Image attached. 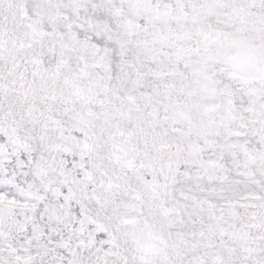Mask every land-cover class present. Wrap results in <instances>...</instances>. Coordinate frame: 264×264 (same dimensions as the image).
<instances>
[{
    "label": "snow or ice",
    "instance_id": "obj_1",
    "mask_svg": "<svg viewBox=\"0 0 264 264\" xmlns=\"http://www.w3.org/2000/svg\"><path fill=\"white\" fill-rule=\"evenodd\" d=\"M0 264H264V0H0Z\"/></svg>",
    "mask_w": 264,
    "mask_h": 264
}]
</instances>
